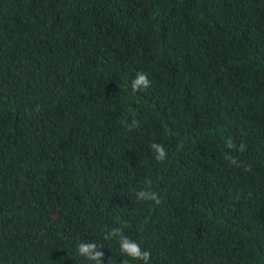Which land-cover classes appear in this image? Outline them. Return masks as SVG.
<instances>
[{
	"label": "trees",
	"instance_id": "trees-1",
	"mask_svg": "<svg viewBox=\"0 0 264 264\" xmlns=\"http://www.w3.org/2000/svg\"><path fill=\"white\" fill-rule=\"evenodd\" d=\"M113 227L150 264H264V0H0V264H143Z\"/></svg>",
	"mask_w": 264,
	"mask_h": 264
},
{
	"label": "clouds",
	"instance_id": "clouds-1",
	"mask_svg": "<svg viewBox=\"0 0 264 264\" xmlns=\"http://www.w3.org/2000/svg\"><path fill=\"white\" fill-rule=\"evenodd\" d=\"M151 87V81L147 73L140 71L136 73L135 78L131 82V89L133 92H140L147 90ZM135 121L132 122L131 126L135 125ZM129 126V127H131ZM226 148L231 150H237L236 145L229 138L226 143ZM153 153L155 154V159L161 163L165 162L167 159V151L162 144L151 143L149 145ZM239 151L244 150V145L239 146ZM225 159L228 160L231 164L240 166L237 159L232 157L229 154H225ZM147 185L151 186V180L146 181ZM138 200H149L155 202L159 205L161 200L158 193L154 191L140 190L136 193ZM104 239L112 240L116 239L119 243L120 251L129 257L131 260L142 261L143 264H150L152 253L143 248L140 243L136 240L130 238L124 234V230L121 227L106 228ZM103 246L97 245V243L89 241H81L77 245V250L80 256L84 257L86 260L94 262V264H104V252L102 251ZM123 264H126L123 261Z\"/></svg>",
	"mask_w": 264,
	"mask_h": 264
}]
</instances>
